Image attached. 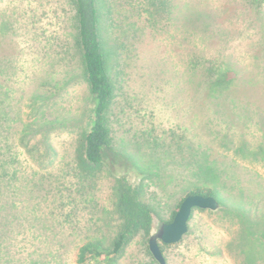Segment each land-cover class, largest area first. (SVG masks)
<instances>
[{
    "label": "rangeland",
    "instance_id": "obj_1",
    "mask_svg": "<svg viewBox=\"0 0 264 264\" xmlns=\"http://www.w3.org/2000/svg\"><path fill=\"white\" fill-rule=\"evenodd\" d=\"M97 3L114 86L111 149L83 184L76 157L92 105L72 0H0V153L7 136L16 160L9 174L18 182L4 181L1 194L16 202L23 222L13 233L16 255L78 264L82 241L115 234L117 191L127 183L151 206L150 234L135 237L114 262L86 264H159L146 238L204 180L219 206L193 210L184 237L163 246L167 264H264L256 239L264 236V0ZM228 67L237 83L210 95L209 76ZM172 139L188 145L183 155L173 146L175 160ZM148 152L177 165L178 178L169 163L163 178L141 171L135 159ZM30 187L38 196L26 202ZM51 222L57 235L48 230L45 238Z\"/></svg>",
    "mask_w": 264,
    "mask_h": 264
},
{
    "label": "trees",
    "instance_id": "obj_2",
    "mask_svg": "<svg viewBox=\"0 0 264 264\" xmlns=\"http://www.w3.org/2000/svg\"><path fill=\"white\" fill-rule=\"evenodd\" d=\"M72 4L75 9L77 20V43L81 52V62L88 83L92 105V117L89 127L80 134L76 157L77 165L80 170L79 177L81 182L85 184L88 177L101 167L111 149V130L108 125L107 113L113 98L114 86L107 70L106 59L99 36L100 13L97 0H72ZM126 38L129 39L131 44L134 43V40L128 37ZM192 67L196 68L195 66ZM234 71L232 67H228L221 71L219 68H216L208 79L211 87L210 95L216 96L219 95L218 93L220 92L231 91L232 86L238 81L236 75H233ZM39 95L40 94L36 92L34 98L40 97ZM8 118L10 120L14 119L13 116H9ZM5 138L6 139L3 141V150L6 153H2V151L0 153V203H2L0 205V264H47L40 253L38 254L36 251L29 252L32 259L29 261L27 257H18L13 249V246H15L13 242V233L17 228L22 226L23 222L17 219L16 202L11 201L8 195L4 196L1 194V187L4 181H9L10 183L15 181V183L12 184L13 187L18 183L15 179L16 173L9 174L11 169L14 171L13 166L16 160H14V157H11V154L13 155L12 151L9 150L8 152L9 145L6 143L7 136H5ZM172 142V159L175 160L177 159V153L173 150L174 147L177 146L179 151H182L180 155H183V150L187 151L188 145L179 141L180 144L175 139H172ZM141 156L136 157L134 162L135 165L141 171H147V174H154L157 179L161 177V172L165 173L167 171V165L172 164L171 161L165 162L164 166V164L159 162L154 152L145 153L146 158H141ZM172 165L170 173L172 177L178 178V174L176 173L178 169L175 167L177 165ZM164 167H166V169H164ZM215 168L216 170L218 169L216 166ZM164 173L162 174V178L164 177ZM180 183L181 182H179V184ZM126 184L127 183L122 184L117 191L115 212L118 213L120 222L116 226L117 230L115 234L111 238H108L105 232L103 238L93 236L82 241L76 248V262L78 264H86L89 259L114 262L125 253L126 248L135 237L141 234L147 237V235L150 234L153 225L151 206L144 200L138 189L132 188L131 185ZM21 186V184L18 185V187L21 188H19L18 191H23V188H25ZM31 187H36V184H31ZM31 187L29 188L31 196L27 198L26 202L31 201L34 196H38L35 194L36 191ZM195 193L214 195L219 201L216 190L212 187L211 183L204 180H201L199 185L190 190L185 196ZM16 194L17 192H15V195ZM181 201L177 204L170 219L164 222L172 220ZM34 208L37 210L38 205L35 204ZM27 220H30V224L32 223L31 219ZM55 226H57V223L54 222L46 224L47 230L45 231V238L49 236L48 230H50L54 236L57 235L53 229ZM54 238L55 237L48 239L51 240ZM263 238L264 236L261 240L259 236L256 239L260 240V244L264 247ZM148 242L149 238H146V248L150 252ZM254 242L256 243L255 238ZM47 243L48 242H46V244ZM165 245L168 244H161L162 251H164L163 246ZM257 245H259V243H257ZM216 250L215 252L219 254L220 250Z\"/></svg>",
    "mask_w": 264,
    "mask_h": 264
},
{
    "label": "water",
    "instance_id": "obj_3",
    "mask_svg": "<svg viewBox=\"0 0 264 264\" xmlns=\"http://www.w3.org/2000/svg\"><path fill=\"white\" fill-rule=\"evenodd\" d=\"M219 201L214 195L190 194L185 196L172 220L163 222L149 237V249L159 264H167L161 244L179 242L189 230V220L195 208L217 209Z\"/></svg>",
    "mask_w": 264,
    "mask_h": 264
}]
</instances>
